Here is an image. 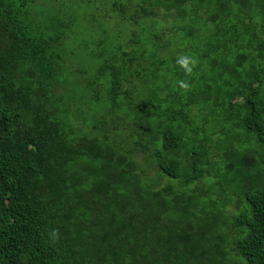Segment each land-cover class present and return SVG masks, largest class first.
I'll use <instances>...</instances> for the list:
<instances>
[{"label":"trees","instance_id":"16d2710c","mask_svg":"<svg viewBox=\"0 0 264 264\" xmlns=\"http://www.w3.org/2000/svg\"><path fill=\"white\" fill-rule=\"evenodd\" d=\"M0 264H264V0H0Z\"/></svg>","mask_w":264,"mask_h":264},{"label":"clouds","instance_id":"9594fccd","mask_svg":"<svg viewBox=\"0 0 264 264\" xmlns=\"http://www.w3.org/2000/svg\"><path fill=\"white\" fill-rule=\"evenodd\" d=\"M181 63H186V61H183V60H182Z\"/></svg>","mask_w":264,"mask_h":264}]
</instances>
